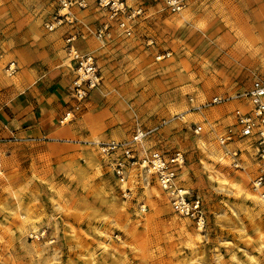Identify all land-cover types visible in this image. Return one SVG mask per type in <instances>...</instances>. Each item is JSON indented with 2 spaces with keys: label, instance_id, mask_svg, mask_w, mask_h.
Listing matches in <instances>:
<instances>
[{
  "label": "rangeland",
  "instance_id": "1",
  "mask_svg": "<svg viewBox=\"0 0 264 264\" xmlns=\"http://www.w3.org/2000/svg\"><path fill=\"white\" fill-rule=\"evenodd\" d=\"M59 8L57 0H0V59L28 31L41 34L42 22ZM146 20L133 37L111 21L110 35L94 38L90 52L100 72L116 81L96 89L114 107L118 134L93 141H124L141 126L148 150L183 152L180 183L201 199L205 225L174 213L138 167L120 182L92 141L56 154L0 138V264H264V201L214 178L252 190L250 147L230 144L245 148L238 169L216 141L234 122L228 106L245 108L235 96L249 85L230 87V72L183 69L184 58L197 63V41H186L193 28L187 34L164 15ZM167 50L168 58H158ZM7 63L1 67L10 74ZM214 96L223 100L213 103ZM195 124L202 131L194 132Z\"/></svg>",
  "mask_w": 264,
  "mask_h": 264
},
{
  "label": "crops",
  "instance_id": "2",
  "mask_svg": "<svg viewBox=\"0 0 264 264\" xmlns=\"http://www.w3.org/2000/svg\"><path fill=\"white\" fill-rule=\"evenodd\" d=\"M137 1L126 3L135 6ZM141 2L144 14L138 19L135 31L143 20L150 22L161 15L182 24L187 34L193 28L192 36L186 41L190 37L197 41L193 46L197 63L184 58L183 69L196 71L201 67V71L230 72L233 82L230 87L237 83L250 86L256 75H264V0H184V7L175 13L169 12L162 1ZM69 12L74 18L72 24L66 23L48 32L44 26L51 18L48 17L42 20L41 34L28 31L22 35L23 41L20 44L16 41L0 59V138L6 143L47 146L60 154L62 150L80 148L93 140H107L118 134L114 107L103 99L98 89L90 93L86 108L79 115L59 123L70 107L68 86L73 77L64 38L77 33L75 46L83 52L94 51L97 47L94 29L109 20L95 0H88L85 8L72 6ZM113 25L117 27L114 22ZM166 52L171 55L168 50L159 55ZM210 59L211 66L207 64ZM12 60L17 69L7 74L1 63ZM97 63L101 66L98 60ZM101 73L102 83L116 82L105 81ZM235 106L231 103L227 110L230 112Z\"/></svg>",
  "mask_w": 264,
  "mask_h": 264
},
{
  "label": "built area",
  "instance_id": "3",
  "mask_svg": "<svg viewBox=\"0 0 264 264\" xmlns=\"http://www.w3.org/2000/svg\"><path fill=\"white\" fill-rule=\"evenodd\" d=\"M60 8L44 24L48 31H52L66 23L72 24L69 8L76 6L85 8L88 0H57ZM127 0H95L96 6L105 10L108 21L99 23L94 29L95 36L104 40L110 35L111 21H113L124 37H133L136 21L143 16L144 9L141 0L135 6H129ZM162 1L164 7L171 13L179 12L184 7V0ZM60 10H64L60 12ZM77 33H70L64 38V48L70 61L73 77L68 86L70 107L63 113L59 123H66L79 115L88 102L90 93L102 83V77L96 57L91 52L80 51L74 44ZM152 43V40H148ZM169 52L158 58L169 56ZM6 70L12 74L16 70L15 61L7 63ZM236 99L245 108L236 107L233 110L234 122L226 126L216 136L218 145L232 156L234 168H241V154L245 150L240 145L230 146L231 143L242 142L251 149V156L256 162L255 174L251 182L261 187L264 198V75H256L250 86L238 93ZM223 99L214 96L213 103ZM202 131L200 124H195L194 132ZM148 131L137 126L131 136L124 141H92L101 156L107 159L110 170L120 181H125L129 169L138 167L139 172L153 179L167 197L172 211L180 216L193 220L203 227L206 219L201 199L180 183L181 169L185 164V156L180 150L172 152L150 151L142 144Z\"/></svg>",
  "mask_w": 264,
  "mask_h": 264
},
{
  "label": "bare ground",
  "instance_id": "4",
  "mask_svg": "<svg viewBox=\"0 0 264 264\" xmlns=\"http://www.w3.org/2000/svg\"><path fill=\"white\" fill-rule=\"evenodd\" d=\"M198 145L202 146V141L201 140L198 141ZM225 154H227L228 156L232 157L227 152H225ZM213 158L216 159V160L224 161L223 156L221 154L213 155ZM232 160H233V158H232ZM214 178L216 180H220L223 183H228V184L231 183V186L234 188V190L236 192H238V193H244L245 194L244 196H247V197L248 196H252V197H254L255 199H257L259 201H264V198H262V189H261V187L254 186L252 184V190H248V189H244L243 188L241 182H230L229 178H227V177H225V176H223L221 174L220 175L216 174ZM153 191H154V193L158 194V191H157L156 188H153Z\"/></svg>",
  "mask_w": 264,
  "mask_h": 264
}]
</instances>
